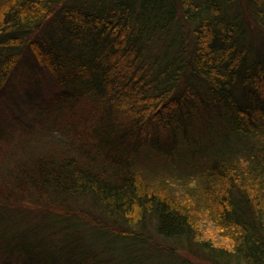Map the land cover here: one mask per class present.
<instances>
[{
  "label": "trees",
  "instance_id": "trees-1",
  "mask_svg": "<svg viewBox=\"0 0 264 264\" xmlns=\"http://www.w3.org/2000/svg\"><path fill=\"white\" fill-rule=\"evenodd\" d=\"M28 55L0 264H264V0H0V99Z\"/></svg>",
  "mask_w": 264,
  "mask_h": 264
},
{
  "label": "rangeland",
  "instance_id": "rangeland-1",
  "mask_svg": "<svg viewBox=\"0 0 264 264\" xmlns=\"http://www.w3.org/2000/svg\"><path fill=\"white\" fill-rule=\"evenodd\" d=\"M37 67L33 65V58L30 55L22 57L17 63L7 92L0 99L1 119L10 121L23 115L26 117L25 120H32L34 114L30 108L37 106L39 99L48 97L56 87L53 76ZM24 112L26 113L23 114Z\"/></svg>",
  "mask_w": 264,
  "mask_h": 264
}]
</instances>
